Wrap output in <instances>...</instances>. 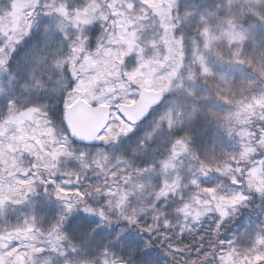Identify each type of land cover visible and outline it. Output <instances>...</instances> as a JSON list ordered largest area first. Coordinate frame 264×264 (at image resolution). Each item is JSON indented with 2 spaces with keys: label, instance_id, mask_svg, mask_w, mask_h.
<instances>
[{
  "label": "snow or ice",
  "instance_id": "snow-or-ice-1",
  "mask_svg": "<svg viewBox=\"0 0 264 264\" xmlns=\"http://www.w3.org/2000/svg\"><path fill=\"white\" fill-rule=\"evenodd\" d=\"M0 264H264V0H0Z\"/></svg>",
  "mask_w": 264,
  "mask_h": 264
},
{
  "label": "water",
  "instance_id": "water-1",
  "mask_svg": "<svg viewBox=\"0 0 264 264\" xmlns=\"http://www.w3.org/2000/svg\"><path fill=\"white\" fill-rule=\"evenodd\" d=\"M144 96L135 103L123 106L127 114L138 117L146 110L149 103L152 102L154 91L142 90ZM109 118L108 108L98 106L91 108L83 100H77L69 109V119L73 125L84 135H94L97 130L104 126L105 121Z\"/></svg>",
  "mask_w": 264,
  "mask_h": 264
},
{
  "label": "rangeland",
  "instance_id": "rangeland-1",
  "mask_svg": "<svg viewBox=\"0 0 264 264\" xmlns=\"http://www.w3.org/2000/svg\"><path fill=\"white\" fill-rule=\"evenodd\" d=\"M117 51H119V50L118 49H109L107 51L108 53H111L112 56L109 57V59H108V61L106 63V70H102L103 72L106 71V73H107V78L106 79L119 80V78H120V74H121L120 65L122 64V61H123V53H121L120 58L118 60L117 56H116V52ZM110 61H112V62H110ZM99 73H102V72H99ZM137 80H143L145 83H149V84L151 83V77L147 73L138 74L137 76L133 77V81H137ZM142 90H153V91H156L155 89H153L151 87H145ZM105 91H107V89ZM96 95L99 96L100 93H97ZM90 99H91V97H90ZM86 102L90 103V100L86 101ZM131 103H133V102H127L125 105H129ZM100 105L104 106L106 104L101 103Z\"/></svg>",
  "mask_w": 264,
  "mask_h": 264
},
{
  "label": "trees",
  "instance_id": "trees-1",
  "mask_svg": "<svg viewBox=\"0 0 264 264\" xmlns=\"http://www.w3.org/2000/svg\"><path fill=\"white\" fill-rule=\"evenodd\" d=\"M111 56H112V54L108 53L106 51L103 53V55L100 57V59L93 64V67L96 69V72H97V77H95L94 79H99L101 82H103L107 78L106 71L103 72L102 70H106V63H107L109 57H111ZM110 62H112V61H110ZM99 72H102V73H99Z\"/></svg>",
  "mask_w": 264,
  "mask_h": 264
}]
</instances>
